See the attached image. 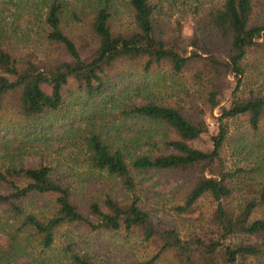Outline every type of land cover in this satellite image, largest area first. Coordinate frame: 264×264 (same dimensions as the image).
I'll return each mask as SVG.
<instances>
[{
    "label": "trees",
    "instance_id": "trees-1",
    "mask_svg": "<svg viewBox=\"0 0 264 264\" xmlns=\"http://www.w3.org/2000/svg\"><path fill=\"white\" fill-rule=\"evenodd\" d=\"M17 1L28 23L41 13L35 46H0V264H44L58 230L73 224L137 240L146 254L128 264H264V164L227 167L222 157L228 121L243 117L248 133L263 132L264 91L242 88L249 58L264 52L260 0H128L131 19L121 27L117 0ZM70 5L73 17L87 16L84 40L64 31ZM121 62L141 66L136 84L115 72ZM164 67L174 78L189 74L190 87L176 83L179 100L159 98L147 82ZM230 76L234 89L221 104ZM71 83L97 107L68 102ZM217 106L212 146H193L209 132L200 113ZM5 111L21 128L9 127ZM147 172L178 179L183 197L170 220L140 204ZM96 173L119 180L130 197L99 199ZM63 241L70 264H107L81 253V240Z\"/></svg>",
    "mask_w": 264,
    "mask_h": 264
},
{
    "label": "rangeland",
    "instance_id": "rangeland-1",
    "mask_svg": "<svg viewBox=\"0 0 264 264\" xmlns=\"http://www.w3.org/2000/svg\"><path fill=\"white\" fill-rule=\"evenodd\" d=\"M128 0L116 1V12L113 14L114 24L118 27L125 26L130 22L131 12L127 3ZM27 5L20 3L17 0H0V46L7 47L13 52H20L27 50L30 46H35L37 35V20L40 16L41 9L35 12L31 19V23H28ZM74 5H70L66 10V14L63 19L64 31L68 33L73 39L79 40L85 38L87 34L86 27L84 26V19L86 15L77 12L78 18L72 16V10ZM255 13L259 18L264 16V1L260 0V4L255 6ZM248 63L253 64V68L249 70L247 78L245 77L242 88L255 89L264 91V52L254 55L249 58ZM256 69V70H254ZM116 73L124 75L127 79H132L135 84L139 81L142 69L139 64L121 62L114 68ZM254 70V71H253ZM262 70L260 76L257 73ZM230 80L229 87L222 98V103L229 98L231 91L234 89L235 78L233 76L228 77ZM190 77L188 73H184L180 78L173 77L168 71L167 67L156 70L151 76H149V82L156 96L159 98L170 97L171 100H179L184 96V91L177 90L176 83L184 86V88L190 87ZM121 85L122 81L129 80H116ZM69 92H66L67 101L75 103L77 107L81 104H89L93 108L97 107V103L87 99L83 93L79 92L74 83L69 84ZM191 89V88H190ZM192 91V90H191ZM111 93L107 96H110ZM116 95V93H115ZM114 95V96H115ZM200 102V99H198ZM91 103V104H90ZM68 105V110H70ZM66 111V109H65ZM65 111L58 114V118L54 119V122H62V115ZM200 112V111H198ZM219 106L215 107L212 112L207 111L206 108L200 113V117L209 124V132L204 134L200 139L192 142L193 146L200 149H207L212 146L211 134L217 132V121L213 117L219 115ZM67 112L66 114H69ZM65 114V115H66ZM5 121L9 122V127L16 126L21 128V124L15 121V118L11 117L9 112L3 113ZM213 116V117H212ZM9 119V120H8ZM229 137L222 150V157L227 167H235L238 165L252 166L253 161L260 160L264 164V124L263 132L260 134V138L254 134L248 133V121L246 118L240 117L238 119L230 120L227 122ZM171 134L170 132H168ZM243 133L245 138L239 137ZM172 135V134H171ZM73 151H77L72 146ZM37 157L26 158L27 163H34L37 161ZM140 175V174H139ZM95 181L92 189L100 198L104 196V193H110L117 198L130 197L125 190L121 187L119 180L107 176L104 173H96ZM141 181L137 184L136 193L140 199V204L145 209L149 210L151 215L157 219L172 218V206L182 202L183 191L177 188L179 184L178 179L170 173H158L147 172L140 175ZM6 189H1L4 192ZM201 206L208 208L209 202L204 200L201 202ZM6 206L0 205V212L5 209ZM257 216H264V211L257 213ZM63 234H69L75 237L76 240H81L79 243V249L81 253L88 251L95 261L107 264H128L130 261H134L136 258L141 259V256L146 254V249L143 248L137 240L127 236L123 233H113L105 231H90L87 227L81 224H73L62 227L58 230L57 238L52 248L47 250L44 254V264H70L69 260L60 256V251L63 246ZM5 237L4 233H0V240ZM68 238V237H67ZM77 248V250H78ZM37 259V258H36ZM39 259H41L39 257ZM38 260V259H37ZM42 260V259H41ZM31 262L34 263V261Z\"/></svg>",
    "mask_w": 264,
    "mask_h": 264
}]
</instances>
